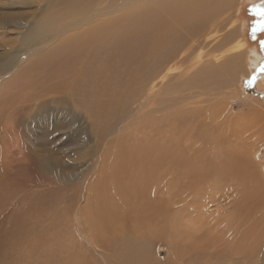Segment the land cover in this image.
Here are the masks:
<instances>
[{"label": "rangeland", "instance_id": "rangeland-1", "mask_svg": "<svg viewBox=\"0 0 264 264\" xmlns=\"http://www.w3.org/2000/svg\"><path fill=\"white\" fill-rule=\"evenodd\" d=\"M34 1L0 0V17L26 11L29 20V12L42 8L44 20L52 0ZM208 2L207 11L218 8V0ZM225 8L219 27L209 18L195 23L190 40L172 25L181 35L173 53L181 49L169 59L174 80L157 88L142 111L135 113L140 101L125 81L126 100L109 117L96 119L75 108L76 101L46 96L8 131L0 124V264H121L127 255L140 264H264V0ZM241 20L253 36H241L244 55L232 82L216 70L208 95L182 98L193 80L180 72L202 68L198 60L230 47L225 36ZM11 40L13 57L34 45ZM148 46L158 48L152 39ZM39 56L3 76L0 86H22L16 75H32L25 74L38 69ZM118 71L108 70L113 79L103 88L115 87ZM8 91L0 92L3 100Z\"/></svg>", "mask_w": 264, "mask_h": 264}, {"label": "bare ground", "instance_id": "bare-ground-1", "mask_svg": "<svg viewBox=\"0 0 264 264\" xmlns=\"http://www.w3.org/2000/svg\"><path fill=\"white\" fill-rule=\"evenodd\" d=\"M208 1L52 0L49 6L53 9L43 15L44 20L39 18V15L42 14V8L41 11L37 8V12H29V20L26 19V11H21V17L16 19H10L9 14L7 15L8 18L0 17L1 82V78L4 79L3 76L13 74V71L17 70L18 67L25 70L29 57L40 55L38 57V69L36 71L31 69L25 74L29 76L32 71V75L30 74L28 78L23 73L16 75L17 77L20 75L22 86L18 88L16 85L11 87L13 82H6L0 86V92L4 90V94L9 90V93L5 95V100L2 99L4 95L0 93V113L6 112L8 117L6 119L0 117L3 130L8 131L13 126L16 116L46 96H53L55 100L62 103L76 101L74 107L79 108V110L84 109L86 112L90 111L93 118L109 117L116 112V106H122L123 99L126 100L127 95L124 90H121L125 81V87L129 85L133 87L134 97L137 96L134 102L140 101L138 107L136 106L133 110L135 113L142 111L141 109L145 107L157 88L164 90L163 87L167 85V82L170 79L171 81L174 80L173 64H169V62L176 58V50L181 49L176 46L173 53V44L176 39L181 38V35L178 36V32L172 25L182 28V35L185 38L193 39L198 31L192 25L195 23L201 24L209 18L212 23L214 22L215 27H219L218 18L223 10H226L225 5L236 0H218V8L213 9L211 7L213 10L210 12L207 11L208 8L204 7V3ZM221 1H225L224 6L220 3ZM42 2L38 7H41ZM241 16L244 18V13ZM109 19H111V22L106 21ZM238 20L239 18H236L235 22L233 18L230 19L231 23L236 24ZM241 21L239 30L236 25L234 30L225 36V39H230L233 42V44L230 42V47L210 59L205 58L206 61L198 60L197 64L202 62V68L199 64L191 67L192 71L196 69L193 72L190 69L186 70L187 67L180 72L179 75L184 79L190 78L193 80L190 84L191 87L189 86L190 92L185 93L182 98L192 99L208 95L215 89L214 87L209 90V82L214 86L217 84L216 81H210L211 76H216V70L221 77L226 78V81L232 82L231 70L236 68L237 65L239 66L237 61L242 59L244 55L240 46L244 45L245 47V42L241 36H244L246 40L250 38L246 34V22L243 23L242 21L241 23ZM41 22L46 31L45 33H43L40 26ZM240 30H242V33H240ZM14 31L16 32L14 33ZM215 31L212 30L213 33ZM207 35L210 36L211 34ZM12 38H15L24 46L34 45L21 58L15 57V55L13 57L11 43H14V40H11ZM58 38L61 39L57 41ZM151 39L156 42L158 48L149 52L148 43ZM51 44L53 46H50ZM163 49L164 52H162ZM168 53H170L169 56ZM251 54L254 56L253 59L257 58L255 57L257 55L255 48L252 49ZM95 61L98 62V65H94ZM239 62L241 63V61ZM113 66L119 70V74L117 73L114 78L115 87L106 90L103 86L108 79L110 82L113 79L108 72ZM152 67L155 68L154 71L151 70ZM208 68H212V71ZM143 74H145L144 77H142ZM149 74L150 77H148ZM186 85L188 84L186 83ZM138 87L140 91L136 94ZM160 92L159 90L158 93L160 94ZM1 99L4 102H1ZM131 115L133 113L127 114L124 119L129 118ZM0 133L4 134L5 132ZM0 156H4V154L0 152ZM131 190L132 188L129 192ZM137 191L133 190L132 192L134 194ZM126 192L128 191L126 190ZM87 242L91 244L89 240ZM139 252L141 253V251ZM127 256L131 258H121V264L124 261L126 264H128V261L140 264L136 257Z\"/></svg>", "mask_w": 264, "mask_h": 264}, {"label": "flooded vegetation", "instance_id": "flooded-vegetation-1", "mask_svg": "<svg viewBox=\"0 0 264 264\" xmlns=\"http://www.w3.org/2000/svg\"><path fill=\"white\" fill-rule=\"evenodd\" d=\"M248 34V36L251 38V36H253V33H247Z\"/></svg>", "mask_w": 264, "mask_h": 264}]
</instances>
